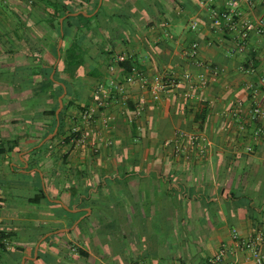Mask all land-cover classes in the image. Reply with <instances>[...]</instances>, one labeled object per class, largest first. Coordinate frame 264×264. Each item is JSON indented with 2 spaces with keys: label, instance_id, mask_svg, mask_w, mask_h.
Segmentation results:
<instances>
[{
  "label": "crops",
  "instance_id": "1",
  "mask_svg": "<svg viewBox=\"0 0 264 264\" xmlns=\"http://www.w3.org/2000/svg\"><path fill=\"white\" fill-rule=\"evenodd\" d=\"M202 1L0 0V264H213L222 250L220 264H255L230 251L234 232H264V139L253 138L264 117L248 118L264 103V58L257 36L228 56ZM252 12L264 19V0ZM193 43L202 68L184 55ZM123 54L148 81L174 74L178 87L155 101L124 83L126 70L108 69ZM212 71L186 99L185 74ZM96 91L106 105L88 125ZM180 131L209 145L185 159Z\"/></svg>",
  "mask_w": 264,
  "mask_h": 264
},
{
  "label": "built area",
  "instance_id": "2",
  "mask_svg": "<svg viewBox=\"0 0 264 264\" xmlns=\"http://www.w3.org/2000/svg\"><path fill=\"white\" fill-rule=\"evenodd\" d=\"M217 0H203L201 4L207 9L208 13V29L219 35L228 36L231 40V46L227 48V54L230 57H234L238 54L246 52L249 47V42L252 36H257L260 41V48L258 53L264 58V19L262 17L255 16L253 14L254 0H224L221 5H216ZM191 30L198 28V22L193 21L190 24ZM209 47L214 45L213 41L207 43ZM185 57L195 63L197 67L202 68L203 62L198 59V44L193 43L190 49L185 52ZM127 55H118L113 59L112 64L109 66V71L114 73L119 71L120 65L128 62ZM248 72V71H246ZM216 72L212 71L210 78L206 77L203 73L197 74L193 77L191 74H185L186 81V92L184 97L186 99H194L197 90L205 89L210 83L216 81ZM124 83L128 85H139V87L148 91L153 100L157 101L161 98V95L166 93L168 88L178 87L179 80L174 74L171 76H157L151 81H148L143 72L137 69L135 66H130L128 70L124 72L123 76ZM115 90L122 91V88L116 84H112ZM259 86L264 95V79L259 81ZM251 93L256 94L257 90L253 85L249 88ZM109 96V95H108ZM106 96H101L99 91L95 92L93 96V107L84 110L81 114L82 121L90 125L94 121L95 112L97 109L103 108L106 105L104 100ZM109 98V97H108ZM144 101L139 100L136 105L135 115L140 114V105H143ZM122 105L126 106L127 101L123 99ZM237 110L233 113V116L239 118L240 108L242 103L238 101ZM264 117V103L255 104L248 112V118L251 122H255L257 119ZM110 121V118L102 119V126L106 127ZM240 130L244 129V126H238ZM91 131L88 128L82 133L77 139L78 143H86L90 137ZM253 138L264 139V130H256L253 134ZM176 152H183L184 158H189V151L198 148L199 152H204L205 146L209 145V142L201 134H194L185 131L177 133L175 140ZM250 151V148H247ZM234 246L230 251L232 255L237 253H249L255 262V264H264V255L262 253L264 245V232H257L255 235L248 239H240L236 233L233 234ZM224 250L220 251L219 254L212 260L213 264H220L223 260ZM171 264H185L183 262L175 261Z\"/></svg>",
  "mask_w": 264,
  "mask_h": 264
},
{
  "label": "trees",
  "instance_id": "3",
  "mask_svg": "<svg viewBox=\"0 0 264 264\" xmlns=\"http://www.w3.org/2000/svg\"><path fill=\"white\" fill-rule=\"evenodd\" d=\"M67 9H68V7L65 4H62V10H63V12L67 11ZM68 55H69L68 56V59L70 61H72V60L75 61V65H76L77 68L80 67L83 64L82 61H81V59L79 57H77L76 55H74L72 53H69ZM129 67H130L129 64H122V65H120V69L122 68V69H124V71L125 70H128ZM130 107L131 106H128V108H130ZM39 199H40V197H36V200H33V203H38L39 202Z\"/></svg>",
  "mask_w": 264,
  "mask_h": 264
}]
</instances>
